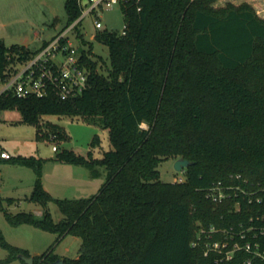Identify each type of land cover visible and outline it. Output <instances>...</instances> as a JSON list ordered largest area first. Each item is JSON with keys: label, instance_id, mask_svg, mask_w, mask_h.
I'll return each instance as SVG.
<instances>
[{"label": "trees", "instance_id": "trees-1", "mask_svg": "<svg viewBox=\"0 0 264 264\" xmlns=\"http://www.w3.org/2000/svg\"><path fill=\"white\" fill-rule=\"evenodd\" d=\"M215 1L129 0L122 7L125 33H96L109 49L107 74L98 70L91 58L93 45L77 29L78 39L89 46L84 58L91 69L90 88L83 95L66 101L54 96L0 98V111L17 109L24 123L38 128L44 115L100 125L108 130L112 146L100 159L66 149L56 157L91 170L94 177L99 167L106 168V182L90 198L53 197L43 185V158L0 159L34 170L28 200L43 209L38 217L2 208L7 221L57 235L48 251L34 256V264H244L250 257L241 251L234 260L217 263L214 253L205 256L202 246H192L198 223L233 227L246 235L237 236L241 244L259 241L264 248V237L256 239L248 231L261 225L257 214H264V204L245 201L234 212L232 201L215 204L206 197L214 183H232L231 176L238 174L264 185V19L248 3L214 8ZM65 9L70 26L82 8L78 0H66ZM35 52L7 47L0 38V83L16 63L9 55L23 61ZM48 128L47 137L67 138L61 127L50 123ZM98 140L95 136L93 146ZM181 157L193 162L183 170L184 182L161 180V162ZM50 203L64 214L61 221L53 219ZM68 235L82 240L77 258L54 253ZM0 245L9 252L0 264L31 256L7 242L1 231Z\"/></svg>", "mask_w": 264, "mask_h": 264}, {"label": "rangeland", "instance_id": "rangeland-1", "mask_svg": "<svg viewBox=\"0 0 264 264\" xmlns=\"http://www.w3.org/2000/svg\"><path fill=\"white\" fill-rule=\"evenodd\" d=\"M250 1V2H248ZM258 1V0H257ZM264 4V0H260ZM255 0H216L214 8L226 7L232 4L236 7L244 3L252 5ZM259 2V1H258ZM66 0H0V38L7 47L14 45L24 46L30 50H38L44 41H50L54 36L66 32L71 26L65 9ZM256 11V9L254 8ZM93 18L87 17L78 26V32L83 39L93 45L92 60L98 63V70L107 74L111 68L108 46L96 38L97 30ZM104 27L108 30L123 32L125 29L124 15L121 7L106 10L101 14ZM69 35L75 44L89 50L76 38L73 31ZM55 124L65 131V140H51L52 136L48 125ZM143 128H148L146 124ZM99 140L93 146V140ZM57 146L58 151L53 147ZM112 148L109 132L100 125L91 124L80 117L44 115L41 126L26 124L17 109L0 111V150L8 152L12 157L23 156L43 158L44 188L53 196L60 199L90 198L98 193L106 182L107 170L99 167V176L94 177L92 171L79 165L57 161L58 153L63 150L74 151L78 155L88 157L92 153L94 158L100 159L104 153ZM176 160L170 158L159 165L161 180L175 182L185 180L183 171L175 168ZM36 174L32 168L0 162V231L11 245L28 250L31 256H40L54 244L57 235L37 229L31 225H11L2 208L12 214L20 212L32 213L41 217L38 211L43 209L29 202ZM8 198L16 199L9 203ZM48 209L55 220L59 222L64 214L55 203H50ZM82 240L79 237L68 235L55 246V254L61 258H77ZM9 252L0 245V260L8 257ZM8 264H24L21 259H15Z\"/></svg>", "mask_w": 264, "mask_h": 264}, {"label": "built area", "instance_id": "built-area-1", "mask_svg": "<svg viewBox=\"0 0 264 264\" xmlns=\"http://www.w3.org/2000/svg\"><path fill=\"white\" fill-rule=\"evenodd\" d=\"M129 0H78L82 8L81 16L72 24L69 30L54 36L50 41H44L41 48L30 55L26 60H18L16 54L9 55L14 59L13 72L0 83V98L12 95L17 98L54 96L66 101L77 98L90 88L91 69L85 61L84 55L89 56V50L79 47L69 35L73 31L78 38V26L87 17H92L95 29L103 31L101 14L115 7H122ZM140 2L141 0H136ZM140 10V7H139ZM77 25V27H76ZM113 31V30H111ZM122 33H125V29ZM51 140L55 141V136ZM58 151V147H53ZM12 156L0 150V159H10ZM232 183L219 181L206 190L207 199L215 204L232 201V211L240 212L243 202L264 204V185H254L248 179L238 174L231 176ZM184 182V179L178 180ZM261 225L248 228L254 231V238L264 237V214H257ZM253 221V219H251ZM237 236L246 238L245 233L236 232L233 227L219 228L217 226H204L198 223L196 239L192 246L204 248V255L214 253L217 263L230 262L235 259L238 252L245 251L250 257L244 264H252L255 260H264V248L259 241H247L241 244Z\"/></svg>", "mask_w": 264, "mask_h": 264}, {"label": "water", "instance_id": "water-1", "mask_svg": "<svg viewBox=\"0 0 264 264\" xmlns=\"http://www.w3.org/2000/svg\"><path fill=\"white\" fill-rule=\"evenodd\" d=\"M88 0H84V4H87ZM193 162L185 159V158H178L175 162V168L177 171L181 172L184 169L188 168L190 165H192ZM20 258L24 260L26 264H34V257L33 256H25V255H20ZM53 264H64L63 260H58L54 262Z\"/></svg>", "mask_w": 264, "mask_h": 264}, {"label": "crops", "instance_id": "crops-1", "mask_svg": "<svg viewBox=\"0 0 264 264\" xmlns=\"http://www.w3.org/2000/svg\"><path fill=\"white\" fill-rule=\"evenodd\" d=\"M231 1V0H229ZM256 2H253V6L254 8L256 9V12L257 14L259 15V17L263 18L264 19V4L262 3V1L260 0H255ZM250 2V1H248ZM251 3V2H250ZM42 212L41 211H38V214L40 215ZM34 257V256H33Z\"/></svg>", "mask_w": 264, "mask_h": 264}]
</instances>
